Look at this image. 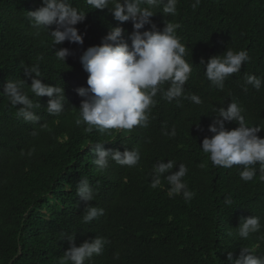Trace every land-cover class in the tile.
I'll return each mask as SVG.
<instances>
[{
    "label": "trees",
    "instance_id": "trees-1",
    "mask_svg": "<svg viewBox=\"0 0 264 264\" xmlns=\"http://www.w3.org/2000/svg\"><path fill=\"white\" fill-rule=\"evenodd\" d=\"M194 2L178 0L174 16L157 8L151 20L161 30L166 22L179 24L177 35L192 66L185 93L200 96L203 103L183 98L168 103L158 93L147 127L100 133L86 132V125L75 123L83 99L76 89L86 87L88 78L80 57L88 47L101 44L114 26L124 29L123 39L131 46L132 22L115 20L109 8L92 9L86 0H72L86 13L76 25L84 43L65 41L53 47L48 31L36 35L28 18V11L41 7L42 0H0V264H60L70 247L63 237L71 234L77 246L97 236L107 241L102 253L85 264H228V252L238 257L243 247L255 248L257 257L264 255L259 164L254 179L245 182L239 175L242 166H213L200 147L211 135L213 110L232 101L244 109L249 126L264 127V84L260 90L248 85L244 91L246 73L264 81V0H200L193 8ZM61 47L71 50L66 62L55 55ZM227 48L246 50L249 60L221 90L207 80L200 61ZM37 63L43 82L64 87L65 108L59 116L47 113L49 97L29 91L31 78L23 68ZM23 79L29 97L41 105L34 110L38 123L24 121L17 115L21 105L11 106L2 93L8 80ZM165 125L169 132L175 126L174 137L163 134ZM238 126L226 124L229 130ZM258 135L264 138V129ZM97 142L121 152L138 150L140 161L128 167L110 160L101 170L90 149ZM160 160L176 161L172 171L180 163L188 167L183 180L194 192L190 202L182 194L169 198L163 178L159 187L151 188L153 165ZM83 178L95 192L88 203L104 209L89 223L83 222L86 204L77 195ZM226 197L231 205L225 204ZM250 215L260 218L261 229L241 240L237 227Z\"/></svg>",
    "mask_w": 264,
    "mask_h": 264
},
{
    "label": "clouds",
    "instance_id": "clouds-1",
    "mask_svg": "<svg viewBox=\"0 0 264 264\" xmlns=\"http://www.w3.org/2000/svg\"><path fill=\"white\" fill-rule=\"evenodd\" d=\"M92 9L109 8L115 20L123 23L131 21L133 32L130 34L131 46L123 39L124 29L121 26L111 27L103 38L102 43L88 47L80 57L84 70L88 73L87 86L76 89L79 96L83 97L78 108L75 120L77 126L86 125L85 131L93 129L104 133L111 129L132 130L140 125L147 127L151 108L155 107L157 94L168 103L181 98L190 100L200 105L203 100L196 94L185 93V84L192 73V66L185 59L187 52L185 45L177 35L179 24L166 22L161 30L151 20L157 8H162L164 14L176 15L178 0H86ZM200 4L195 0L192 7ZM111 5V7H110ZM28 18L32 27L39 35L41 30H47L53 47L65 41L83 45L84 34L76 27L86 18V13L74 7L72 0H42V6L36 10L28 11ZM55 26L52 28V26ZM151 25L150 29H145ZM71 50L61 47L55 50L58 60L66 62L71 55ZM42 60L43 57L38 58ZM249 60L246 50L235 51L227 48L222 54L214 55L207 60L201 59L205 66V76L211 85L223 90L225 81L235 73L241 71V66ZM24 73L31 78L29 91L35 97H49L46 111L49 115L59 116L65 108L64 87L50 85L41 79L39 63L25 66ZM35 74V75H33ZM24 79L19 81L8 80L3 89L11 106L18 108L17 115L24 121L38 123L40 116L35 109L40 108V103L34 102L25 91ZM264 84L261 78L245 74L244 91L248 85L260 90ZM165 85H168L165 88ZM215 115L208 126L210 136H205L200 147L207 154L213 166L232 168L234 165L242 166L240 178L252 181L259 172L264 179V138L258 133L264 129L259 125L249 126L243 115L244 109L236 101L227 106H220L213 110ZM237 122L238 127L229 130L226 124ZM164 135L174 137L175 126L169 132L167 125ZM104 142L90 145L95 153L94 163L105 170L109 161H115L121 166L134 167L140 161V153L135 149L121 152L118 149H106ZM31 155V152L28 153ZM204 165H201L203 167ZM176 161L160 160L153 165L151 173V188L155 189L162 183V178L169 185L167 196H183L186 202L194 197L183 178L188 173L184 163L178 165ZM167 174V175H165ZM77 195L85 202L83 222L89 223L94 218L104 214L103 208L91 206L90 201L95 197V192L87 178H83L77 187ZM230 197L225 198V204L231 205ZM261 223L258 216L250 215L243 219L237 227L236 235L241 240H247L251 234L260 231ZM232 233L230 232L229 235ZM70 247L64 252L60 264H85L94 255L102 253L105 243L102 237H94L83 241L79 246L75 243V234L63 237ZM258 247V245H257ZM228 264H264V255L257 257L255 248L243 247L238 257L232 252L227 254Z\"/></svg>",
    "mask_w": 264,
    "mask_h": 264
}]
</instances>
